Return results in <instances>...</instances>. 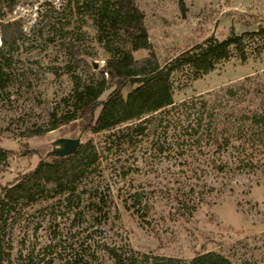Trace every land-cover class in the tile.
I'll list each match as a JSON object with an SVG mask.
<instances>
[{
  "label": "rangeland",
  "instance_id": "374dc122",
  "mask_svg": "<svg viewBox=\"0 0 264 264\" xmlns=\"http://www.w3.org/2000/svg\"><path fill=\"white\" fill-rule=\"evenodd\" d=\"M136 2L145 14L151 44L149 49L135 51L136 59L156 55L164 64L208 38L222 40L231 34L264 28V0H184V7L180 0ZM66 4L67 0H16L10 12V4L3 2L5 20L19 19L27 38L10 61L8 88L0 101V146L9 151L8 164L0 166V191L33 170L42 159H49L56 139L80 137L82 143L103 139L86 131L82 119L41 135L27 133L29 129L49 128L53 114L61 119L73 108L65 101L73 81L65 73L69 58L62 39L57 35L56 41L48 43L46 34L34 37L32 30L48 8L64 5L65 18H71ZM75 18L73 28L83 21ZM80 34L75 39L76 52L71 61L86 78L92 71L102 69L106 54L95 38L91 20ZM246 51L245 60L234 56L175 91L177 103L193 97L206 101L208 112L215 114V134L222 141H232L221 156L215 154L216 145L204 141L203 147L194 145L188 159L178 157L182 148L178 143L183 145L179 135L190 120L178 126L175 137L174 128L170 129L166 145L169 149L164 153L153 149L158 137L152 133L140 147L130 148L123 156L125 165L133 169L125 180L120 181L110 172L98 178L106 198L98 220L87 221V214L77 219L74 214H58L53 221L48 211L40 208L55 199L43 202L30 210L22 226L15 228V252L20 247L17 243L25 238L29 248L35 249L30 264H47L51 259L54 264H113L104 244L184 260L217 251L235 264H264V148L248 147L243 154L239 151V145L258 139L257 135L253 139L248 130L251 118L264 116V39L251 43ZM82 58L98 67H88ZM110 92L111 89L106 91L102 98ZM191 120L194 123L190 124L196 126L193 117ZM241 127L247 132L244 136L239 133ZM221 158L228 161L225 171L214 166V161L220 162ZM243 159L253 161L254 168L240 169L239 161ZM136 190L146 192L142 204L145 219L127 207L132 201H124Z\"/></svg>",
  "mask_w": 264,
  "mask_h": 264
},
{
  "label": "trees",
  "instance_id": "16d2710c",
  "mask_svg": "<svg viewBox=\"0 0 264 264\" xmlns=\"http://www.w3.org/2000/svg\"><path fill=\"white\" fill-rule=\"evenodd\" d=\"M3 2L10 4L8 11L11 12L16 0H0L3 40L0 46V101L3 99L2 93L8 88L10 74L7 69L10 61L27 38L19 19L5 20ZM180 2L184 7V0ZM65 6L70 8L71 18H65L64 5L52 10L48 8L32 26V30L34 37L46 34L48 43L56 41L57 35L62 39L69 58L64 65L65 73L73 81V88L65 101L73 108L61 119L53 114L49 128L29 129L27 133L41 135L75 119H82L86 131L101 135L103 139L97 142L89 139L70 155L56 156L51 153L49 159H42L33 170L1 187L0 264H30L33 261L35 249L29 248L25 238L17 243L20 247L15 252L14 230L22 226L24 218L38 204L55 199L53 203L40 208L46 209L53 221L58 219V214H74L76 219L87 214V221L98 220L106 203L98 186L100 183H97L98 178L110 172L119 176L120 181L125 180L133 169L125 165L123 156L130 148L142 145L145 137L152 133L158 137L153 141V149L164 153L169 149L166 145L170 129L174 128L172 137H175L178 126L190 120L186 128L182 126L184 131L179 135L183 145L177 142L182 147L178 157L186 159L193 152L194 145L203 147L204 141L216 145L215 154L221 156L232 145V141L229 138L222 141L215 134L218 129L215 114L208 112L206 101L193 97L177 103L175 91L187 87L234 56L245 60L248 46L260 38L264 39V28L231 34L222 40L208 38L162 64L156 55L135 58V51L151 48L145 14L136 0H67ZM75 17H81L83 21L73 28ZM46 18H50V22L48 20L44 24ZM89 20L95 27V38L106 58L100 71H92L83 78L71 60L76 52L75 39L81 36ZM42 23L43 26H40ZM82 59L88 67H93L90 60ZM129 85L131 89L124 92ZM109 89L111 92L103 99L102 96ZM192 117L196 126L190 124L193 122ZM251 120L252 127L248 130L253 139L255 135L258 139L252 144L239 145L242 149L239 150L240 154L246 152L248 147L264 148V116L254 115ZM240 132L242 136L247 134L243 127ZM8 160L9 151L0 146V166H6ZM245 161H239L240 169L254 168L253 161ZM214 163L219 171H225L228 167V161L222 158L220 162ZM145 194V190H136L129 196L130 200H124L125 203L132 201L130 205L126 204L127 207L134 208L143 219L146 215V210L142 208ZM62 206H65V211H61ZM103 247L113 264H235L217 251L203 252L190 260H184L152 253L141 254L117 245L104 244ZM53 260L47 264H54Z\"/></svg>",
  "mask_w": 264,
  "mask_h": 264
},
{
  "label": "water",
  "instance_id": "95a60500",
  "mask_svg": "<svg viewBox=\"0 0 264 264\" xmlns=\"http://www.w3.org/2000/svg\"><path fill=\"white\" fill-rule=\"evenodd\" d=\"M95 68L98 67L95 62H93ZM82 144L80 137L70 138V137H61L56 139L52 146V154L56 156H66L73 154Z\"/></svg>",
  "mask_w": 264,
  "mask_h": 264
}]
</instances>
